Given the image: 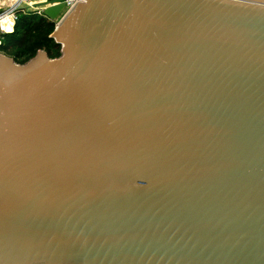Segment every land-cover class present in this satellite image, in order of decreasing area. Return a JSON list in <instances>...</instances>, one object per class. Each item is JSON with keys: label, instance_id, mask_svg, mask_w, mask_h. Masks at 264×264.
I'll return each instance as SVG.
<instances>
[{"label": "water", "instance_id": "95a60500", "mask_svg": "<svg viewBox=\"0 0 264 264\" xmlns=\"http://www.w3.org/2000/svg\"><path fill=\"white\" fill-rule=\"evenodd\" d=\"M51 36L0 54V264H264V0L78 1Z\"/></svg>", "mask_w": 264, "mask_h": 264}, {"label": "trees", "instance_id": "16d2710c", "mask_svg": "<svg viewBox=\"0 0 264 264\" xmlns=\"http://www.w3.org/2000/svg\"><path fill=\"white\" fill-rule=\"evenodd\" d=\"M55 22L39 14H23L13 33L6 35L2 50L17 62L24 63L34 57L39 50L47 51L51 58L61 54V44L51 34Z\"/></svg>", "mask_w": 264, "mask_h": 264}, {"label": "built area", "instance_id": "2783aa9c", "mask_svg": "<svg viewBox=\"0 0 264 264\" xmlns=\"http://www.w3.org/2000/svg\"><path fill=\"white\" fill-rule=\"evenodd\" d=\"M26 1H30V0H23V2L21 3V5L19 7H16L15 8V25H14V28L16 29V25H17V22L19 21L20 17L23 15V14H39V15H44L43 14V8H40V7H29L25 4ZM36 1V0H35ZM42 1H45V0H40V2ZM78 1H84V0H65L64 1V7L66 6V8L60 12V14L58 15L57 19L55 20H50V21H53L55 22V24H57L77 3ZM6 11L5 9H0V15L3 14V12ZM15 31V30H14ZM13 31V32H14ZM12 32V33H13ZM8 35V33L4 32L3 30H0V48H2V46L4 45V41H5V36Z\"/></svg>", "mask_w": 264, "mask_h": 264}, {"label": "clouds", "instance_id": "9594fccd", "mask_svg": "<svg viewBox=\"0 0 264 264\" xmlns=\"http://www.w3.org/2000/svg\"><path fill=\"white\" fill-rule=\"evenodd\" d=\"M22 2L23 0H0V9L6 10L0 15V30L8 34L15 30V8L19 7Z\"/></svg>", "mask_w": 264, "mask_h": 264}, {"label": "bare ground", "instance_id": "6f19581e", "mask_svg": "<svg viewBox=\"0 0 264 264\" xmlns=\"http://www.w3.org/2000/svg\"><path fill=\"white\" fill-rule=\"evenodd\" d=\"M40 2V1H39ZM39 2H37L36 4H35V2L33 1V0H30V1H26L25 2V4L27 5V6H29V7H38L37 5H38V3ZM31 5V6H30ZM66 8V6L62 9V11L64 10ZM61 11V12H62Z\"/></svg>", "mask_w": 264, "mask_h": 264}, {"label": "rangeland", "instance_id": "374dc122", "mask_svg": "<svg viewBox=\"0 0 264 264\" xmlns=\"http://www.w3.org/2000/svg\"><path fill=\"white\" fill-rule=\"evenodd\" d=\"M34 2H35V4L37 3V2H39L40 0H33ZM0 54H5V55H7V56H10L9 54H7L5 51H3L1 48H0Z\"/></svg>", "mask_w": 264, "mask_h": 264}]
</instances>
